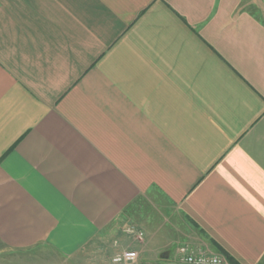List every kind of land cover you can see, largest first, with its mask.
Returning <instances> with one entry per match:
<instances>
[{
	"label": "crops",
	"instance_id": "0c3cea01",
	"mask_svg": "<svg viewBox=\"0 0 264 264\" xmlns=\"http://www.w3.org/2000/svg\"><path fill=\"white\" fill-rule=\"evenodd\" d=\"M262 6L0 0V264H264Z\"/></svg>",
	"mask_w": 264,
	"mask_h": 264
},
{
	"label": "built area",
	"instance_id": "2783aa9c",
	"mask_svg": "<svg viewBox=\"0 0 264 264\" xmlns=\"http://www.w3.org/2000/svg\"><path fill=\"white\" fill-rule=\"evenodd\" d=\"M122 231L131 239L144 241V232L141 229L125 226ZM116 244V242H115ZM138 252L130 248L116 251L111 256L115 264H130L136 261ZM176 259L179 264H231L222 253L214 252L205 245L179 244L176 247Z\"/></svg>",
	"mask_w": 264,
	"mask_h": 264
},
{
	"label": "rangeland",
	"instance_id": "374dc122",
	"mask_svg": "<svg viewBox=\"0 0 264 264\" xmlns=\"http://www.w3.org/2000/svg\"><path fill=\"white\" fill-rule=\"evenodd\" d=\"M249 8L255 9L256 6L250 4ZM261 8H262V10H260V8L258 9L259 13L260 12L264 13V6H262ZM168 233H170L169 236H167ZM145 236H144V239L147 240V236L146 237ZM173 236H174V233L172 232V229L169 228V227H165V228L161 229L159 232H158V229H156V235H155L154 239L152 241H150V242L148 241L149 250H152L154 252H156L160 247L164 246L162 248L163 249L162 255L165 254L166 252H168V259L169 260L166 261L167 264L168 263L169 264H177L176 262L174 263V260H172L173 257H174V250H175V247H176V240H175V238ZM168 237H171L173 239L168 243V245L162 244L164 238L166 240ZM135 251L138 252L137 250H135ZM155 256H156V258L153 261L155 263L159 264V262L162 259L160 258V256H157V255H155Z\"/></svg>",
	"mask_w": 264,
	"mask_h": 264
},
{
	"label": "trees",
	"instance_id": "16d2710c",
	"mask_svg": "<svg viewBox=\"0 0 264 264\" xmlns=\"http://www.w3.org/2000/svg\"><path fill=\"white\" fill-rule=\"evenodd\" d=\"M226 257H228V259L230 260V262H231L232 264H236L235 261H234L229 255L226 254Z\"/></svg>",
	"mask_w": 264,
	"mask_h": 264
}]
</instances>
